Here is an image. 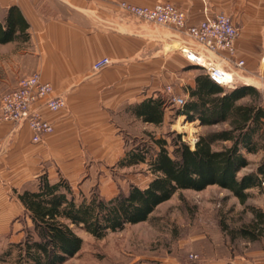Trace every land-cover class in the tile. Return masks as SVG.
<instances>
[{"label":"crops","instance_id":"crops-1","mask_svg":"<svg viewBox=\"0 0 264 264\" xmlns=\"http://www.w3.org/2000/svg\"><path fill=\"white\" fill-rule=\"evenodd\" d=\"M120 1L141 6L168 2L183 11L189 25L219 12L228 15L237 29L233 60L243 64L219 65L232 73L234 85L258 89L264 109V63L259 61L264 56V0H0V20L13 5L28 24L27 40L0 44V97L23 76L37 72L51 86V96L62 97L64 104L52 112L37 104L52 126L38 143L31 141L25 123L0 121V220L6 226L17 214L12 212H24L17 194L33 189L29 186L40 175L50 183L64 180L72 190V183L78 181L79 187L82 182L84 155L117 162L130 148L129 125L138 131L133 139L154 126L132 115L130 107L166 87L185 95L193 86L194 65L177 50L181 33L119 11ZM101 57L110 63L92 72L93 61ZM262 224L255 256L241 264H264Z\"/></svg>","mask_w":264,"mask_h":264},{"label":"trees","instance_id":"trees-1","mask_svg":"<svg viewBox=\"0 0 264 264\" xmlns=\"http://www.w3.org/2000/svg\"><path fill=\"white\" fill-rule=\"evenodd\" d=\"M27 27L18 8L9 5L0 20V44L27 40ZM186 91L187 98L175 115H183L189 122L197 120L202 127L221 128L199 134L192 148L179 135L171 139V150L164 137H149L152 147L134 143L117 159V166L144 163L152 178L141 188L130 184L110 198L91 193L76 203L64 180L50 183L40 175L33 189L17 194L32 227V234L26 231L14 244L18 264H62L81 248V238L72 226L99 239L107 232L147 220L157 205L177 191L198 192L216 185L242 204L247 190L264 184L263 158L255 170L238 177L240 169L249 164L245 154L264 153V109L259 90L244 84L222 88L202 73L194 76L193 86ZM165 107V97L157 93L129 109L141 121L156 125L163 121ZM262 219L259 215L257 224L240 234L256 237Z\"/></svg>","mask_w":264,"mask_h":264},{"label":"rangeland","instance_id":"rangeland-1","mask_svg":"<svg viewBox=\"0 0 264 264\" xmlns=\"http://www.w3.org/2000/svg\"><path fill=\"white\" fill-rule=\"evenodd\" d=\"M190 71L193 75L203 73L196 65ZM160 94L166 101L165 119L146 129L139 139L132 138L138 131L128 124L130 148L134 143L144 142L152 147L149 137H164L171 150L170 141L175 135L192 148L199 134L221 128L218 125L202 127L197 120L189 122L184 116L177 117L178 108L169 100L175 93L171 89V93L165 90ZM179 96L187 98V94L181 92ZM125 121H121L122 127L127 125ZM138 130L141 132L140 127ZM245 155L249 164L240 169L238 177L255 170L260 159H264V153L260 152ZM82 161L84 170L80 178L84 182H80L79 187L78 181L71 184L76 203L87 199L91 193L109 198L119 190L126 191L130 184L141 188L152 178L144 163L120 168L113 157L105 162L85 155ZM29 187L34 188V183ZM246 198L240 204L228 191L212 185L198 192L177 191L157 205L147 220L107 232L99 239L72 226L73 232L81 238V248L62 264H241L244 259L255 256L252 252L261 243L255 237L242 236L240 231L257 224L259 215H263L259 225H264V184L247 190ZM16 212L13 224L6 226L0 220V264H18L15 260L18 249L14 244L23 239L26 231L32 234L26 213L15 211L12 214ZM260 229L263 228L260 226ZM255 235H260V230Z\"/></svg>","mask_w":264,"mask_h":264},{"label":"built area","instance_id":"built-area-1","mask_svg":"<svg viewBox=\"0 0 264 264\" xmlns=\"http://www.w3.org/2000/svg\"><path fill=\"white\" fill-rule=\"evenodd\" d=\"M118 9L143 22L166 26L180 32L182 40L179 41L178 52L188 62L204 71L213 84L222 88L233 85L232 73L219 63L225 61L237 68L243 61L233 60L237 29L224 12H219L206 21L189 25L183 11L168 2L141 6L120 1ZM259 61L264 63V56ZM109 63L110 60L105 57L95 59L91 71L101 70ZM166 91L171 93L170 87H166ZM51 92L49 83L42 81L37 72L23 76L15 88L0 97V121L25 123L32 134L31 141L38 143L43 134L52 131V126L41 117L37 104L50 112L64 106L62 97L51 96ZM169 100L177 108L185 102L182 97L175 94L171 95Z\"/></svg>","mask_w":264,"mask_h":264}]
</instances>
